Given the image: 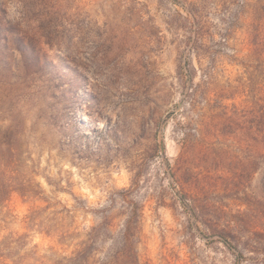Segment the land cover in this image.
I'll use <instances>...</instances> for the list:
<instances>
[{"label": "rangeland", "instance_id": "374dc122", "mask_svg": "<svg viewBox=\"0 0 264 264\" xmlns=\"http://www.w3.org/2000/svg\"><path fill=\"white\" fill-rule=\"evenodd\" d=\"M85 249L264 264V0H0V264Z\"/></svg>", "mask_w": 264, "mask_h": 264}, {"label": "trees", "instance_id": "16d2710c", "mask_svg": "<svg viewBox=\"0 0 264 264\" xmlns=\"http://www.w3.org/2000/svg\"><path fill=\"white\" fill-rule=\"evenodd\" d=\"M88 261L87 249L78 252V254L70 260V264H85Z\"/></svg>", "mask_w": 264, "mask_h": 264}, {"label": "bare ground", "instance_id": "6f19581e", "mask_svg": "<svg viewBox=\"0 0 264 264\" xmlns=\"http://www.w3.org/2000/svg\"><path fill=\"white\" fill-rule=\"evenodd\" d=\"M87 121V120H86ZM102 127V126H101ZM101 127H100V129H101Z\"/></svg>", "mask_w": 264, "mask_h": 264}]
</instances>
